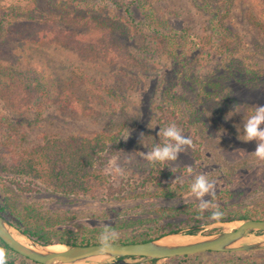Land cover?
Here are the masks:
<instances>
[{
  "label": "rangeland",
  "instance_id": "obj_1",
  "mask_svg": "<svg viewBox=\"0 0 264 264\" xmlns=\"http://www.w3.org/2000/svg\"><path fill=\"white\" fill-rule=\"evenodd\" d=\"M131 2L0 0V19L7 16L12 30L0 51V128L23 125L28 140L37 142L52 134L90 136L100 130L119 131L124 139V147L107 166L110 182L123 190L122 194L71 200L38 189L12 193L14 203L67 216L73 227L107 226L122 232L140 219L181 221L189 217L190 210L201 211V200L191 190L175 198L156 197L154 187L145 181L157 163L149 162L146 154L175 143L163 135L157 122L159 104L168 99L176 101L188 119L187 126H174L192 139L193 146L183 145L187 150L181 151L177 160L166 162L169 169L182 175L163 180V185L191 187L197 176L204 175L217 186L215 198L211 194L203 197L209 204L206 210L218 206L226 212L264 216V161L254 155L257 141L244 138V124L264 105V0H149L160 19L178 30L185 28L193 37V54L189 56L192 78L180 73L181 65L145 27L139 10H134L133 17L127 15L125 8ZM68 14L91 15L117 27L113 38L127 57L111 62L81 57L72 45V34L81 31L61 24ZM43 23L56 29L55 37L36 39L33 30ZM215 25L220 29L214 30ZM227 71L231 72L230 84L224 87L228 95L217 99L210 79L217 81L216 77ZM17 81H23V90L33 96L32 103L23 108L11 101ZM68 94L73 98L70 105L65 99ZM38 101L43 102L42 115ZM3 195L0 185V197ZM242 221L207 219L196 225L201 226L196 235L231 230ZM191 228H184L179 237H193L187 233ZM263 239L264 231L255 232L244 242ZM250 256L264 264V253ZM229 259L227 254L204 253L188 260L176 257L145 264H228ZM114 262L109 258L82 264ZM16 264L34 263L17 260Z\"/></svg>",
  "mask_w": 264,
  "mask_h": 264
},
{
  "label": "trees",
  "instance_id": "obj_2",
  "mask_svg": "<svg viewBox=\"0 0 264 264\" xmlns=\"http://www.w3.org/2000/svg\"><path fill=\"white\" fill-rule=\"evenodd\" d=\"M132 2L125 8L127 15L133 17L134 10H139L142 13L145 27L161 40L167 50L170 51L175 62L181 65L180 73L192 78L193 74L189 73V56L193 54V46L191 47L193 37L189 35L185 28L178 30L168 20L160 19L149 0H132ZM6 17H1L0 19V51L3 47L2 45L8 42L9 37L12 35V30H10L11 27ZM62 19L61 24L63 26L81 31L80 34H72V45L84 59L111 62L123 61L127 57L128 53L123 51L121 45L113 38L118 32V28L114 25H109L97 17L83 14H68ZM218 29L220 27L215 25L214 30ZM55 32L56 29L52 30L50 24L44 25L43 23L34 28L33 35L36 39L42 40L51 37V35L55 37ZM228 44L229 41L227 47L231 50V46L229 47ZM119 49L122 51L119 52ZM226 67L228 70L230 65L226 64ZM219 75L216 77L217 81L210 79V84L217 90V99L228 95L224 87L228 86L231 72L227 71ZM24 86L25 83L23 81H17L12 86L13 98H11V101L20 108L32 103L33 99L31 91L23 90ZM202 86L204 85L202 84ZM168 96L171 95L169 94ZM65 99L67 104L70 105L73 98L68 94ZM171 102L166 99L159 104L157 122L162 133L164 129L172 125H188V119L184 118L181 107L176 101ZM42 103L38 101L36 104L39 109V115H42ZM22 126L6 124L0 128V185L4 187V195L0 197V214L29 237L43 245H89L99 243L98 236L105 226L73 227L69 224L71 220L67 216L49 214L35 205H25L20 208L14 203L11 195L14 192L29 193L38 189L47 191V193L55 197L71 200H77L81 197L96 198L100 195L116 196L117 194H122L123 190H117L110 182L107 174V166L118 151L124 147L122 135L119 131L100 130L90 136L82 134L56 136L52 134L37 142L28 140V132L22 129ZM181 175L179 170H171L166 165H161L157 162L156 164L153 163L145 177V181L154 187L156 197L175 198L188 193L190 187L188 185H163V180L178 179ZM161 211L163 212V210ZM212 211L215 210L203 212L190 210L189 217L181 221H165V218L149 221L140 219L138 222H131L127 225V229H130L129 231H118L120 239L115 242L148 241L170 233L179 232L187 227H192L187 233L194 235L200 229L193 228V226L205 223L207 219L227 222L251 218L264 219V216L260 214H252L251 212L233 213L219 209L223 216L219 220H212L210 218ZM161 220H164V222ZM147 223H149V226H146ZM137 226L143 228L140 230L134 229ZM121 229L123 230V228ZM0 246L8 250V264H16L17 260L22 263L28 261L34 264H41L19 254L1 238ZM204 253L227 254L230 257L227 261L228 264H259L262 260L260 261L250 255L264 253V249L234 252L206 251L161 259L180 257L188 260L191 256ZM159 260L154 259L149 262L157 263ZM114 264L121 263L115 262ZM132 264H145V262ZM215 264H221V262H216Z\"/></svg>",
  "mask_w": 264,
  "mask_h": 264
},
{
  "label": "water",
  "instance_id": "obj_3",
  "mask_svg": "<svg viewBox=\"0 0 264 264\" xmlns=\"http://www.w3.org/2000/svg\"><path fill=\"white\" fill-rule=\"evenodd\" d=\"M234 222V221H231ZM218 221L217 223H231ZM195 226L193 228H200ZM185 229L159 238L141 242H114L112 253H99V243L63 244V250L50 249L25 234L7 218L0 214V238L19 254L41 264H82L91 260L114 258L115 262L129 264L148 262L173 256L191 255L206 251H245L264 249V239L244 242L252 233L264 231V219H247L238 223L234 229L219 231L214 234L197 236L178 241H165L171 235L181 236ZM23 235L31 241L25 244L15 235ZM53 245V244H52ZM114 262V263H115Z\"/></svg>",
  "mask_w": 264,
  "mask_h": 264
},
{
  "label": "clouds",
  "instance_id": "obj_4",
  "mask_svg": "<svg viewBox=\"0 0 264 264\" xmlns=\"http://www.w3.org/2000/svg\"><path fill=\"white\" fill-rule=\"evenodd\" d=\"M262 124H264V105L258 106L254 114L244 124V138L247 142L257 141L254 155L260 161H264V128L261 127ZM163 135L169 138V140L175 141V143H168L163 147H156L147 153L146 159L149 162H159L161 165H165L168 161L177 160L179 153L187 150L182 147L183 145H187L188 147L193 146L192 139L188 136L181 135L180 131L174 125L164 129ZM188 171L191 172V169L189 168ZM216 189V182L213 181L210 183L204 175H199L195 178V182L191 185L190 190L201 200V212L209 208L208 202L203 201V197L206 194H211L215 198ZM215 209V211H212L210 218L212 220H219L223 216V213L219 211L218 206ZM119 239L120 233L118 231L105 226L98 236L100 245L99 253H112L115 246L114 242ZM8 259V250L0 246V264H8Z\"/></svg>",
  "mask_w": 264,
  "mask_h": 264
},
{
  "label": "bare ground",
  "instance_id": "obj_5",
  "mask_svg": "<svg viewBox=\"0 0 264 264\" xmlns=\"http://www.w3.org/2000/svg\"><path fill=\"white\" fill-rule=\"evenodd\" d=\"M15 236L21 242L28 244V245L31 244V241L28 238H26L25 236L19 235V234L15 235ZM178 240H183V239L180 238L178 235H171L167 239H165V241H178ZM49 248L54 249V250H63L66 247L63 244H53V245L49 246Z\"/></svg>",
  "mask_w": 264,
  "mask_h": 264
}]
</instances>
